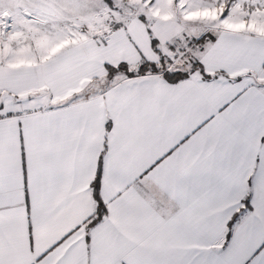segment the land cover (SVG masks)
<instances>
[{
  "label": "snow or ice",
  "instance_id": "snow-or-ice-1",
  "mask_svg": "<svg viewBox=\"0 0 264 264\" xmlns=\"http://www.w3.org/2000/svg\"><path fill=\"white\" fill-rule=\"evenodd\" d=\"M229 77L264 90V0H21L18 17L0 16V264H191L163 250L196 216L176 184L178 173L197 166L193 152L179 155L174 145L147 162L149 153L133 130L135 111L114 112L98 143L86 136V119L83 126L73 121L97 105L113 108L158 80L171 87ZM21 81L25 86L17 90ZM53 123L58 128L45 149L41 133ZM30 127L36 159L46 150L54 165L64 166L68 161L61 157L74 147L72 159L79 157L91 190L86 213L51 242L47 238L74 213L50 216L43 201L38 207L31 189ZM17 152L21 198L25 174L29 184L23 201L26 249L13 215L18 209L10 207ZM201 163L208 171L197 175L210 178L217 161ZM165 194L178 207L165 206ZM241 199L238 206L223 207L215 221L224 229L216 241L224 251L213 264H264V216L257 241L256 199ZM81 228L91 260L66 259L74 245L57 254ZM145 241L152 242L151 250ZM109 245L121 250L109 255Z\"/></svg>",
  "mask_w": 264,
  "mask_h": 264
},
{
  "label": "crops",
  "instance_id": "crops-1",
  "mask_svg": "<svg viewBox=\"0 0 264 264\" xmlns=\"http://www.w3.org/2000/svg\"><path fill=\"white\" fill-rule=\"evenodd\" d=\"M21 81L17 90H23ZM89 87L86 91H91ZM86 98V97H85ZM24 106V101H20ZM135 111L139 120L133 124L140 147L149 153L147 162L176 146V153L184 155L190 151L197 158V166L185 169L177 174L176 184L183 189L187 197V207L194 209L195 218H191L180 230L172 246L165 248L164 254L191 264H213L223 259V251L217 247L216 241L223 236V226L216 225L217 217L222 215L221 209L227 205L238 206L242 197L256 199L257 230L253 238L258 241L259 222L264 216V191L260 190V181L264 178V90L247 82L234 83L231 77L224 82L205 85L199 79H193L177 86H166L156 81L151 87L133 97H122L117 106L107 105L93 107L74 120L73 125L83 126L88 121L85 134L91 141L98 143L105 133V122L117 114ZM53 123L41 133V143L47 149L50 133L57 130ZM59 133L57 132V135ZM189 137L182 140V137ZM29 149L33 152V179L31 189L37 198L38 207L43 206L50 216L61 213L68 215L65 223L51 236L47 242L57 239L64 231L74 227L79 217L86 213L90 199V189L81 176L79 157L73 161V147L61 159L67 160L64 166L54 165L52 155L42 151L39 160L35 157L34 131L29 129ZM175 157H170L174 159ZM206 159L217 161L211 168V176L199 177L197 174L208 168L204 166ZM167 166V165H165ZM10 207L18 209L13 215L16 227L26 249L28 243L27 221L23 213V201L27 199L28 179L25 174L23 197L21 198L19 180V154L14 162L11 177ZM105 195L110 194L107 185L103 189ZM165 206L176 208L178 201H168L165 194ZM241 214L245 209L241 207ZM210 226V228H209ZM40 238V250L45 245L44 234L37 226ZM80 232L70 236L60 246L59 255L69 245H74L66 259L83 261L92 258V251L85 252ZM77 241H80L77 243ZM145 248L151 250L152 242L145 241ZM119 246L109 245V255L118 253ZM54 254V255H57ZM242 258V257H241Z\"/></svg>",
  "mask_w": 264,
  "mask_h": 264
},
{
  "label": "rangeland",
  "instance_id": "rangeland-1",
  "mask_svg": "<svg viewBox=\"0 0 264 264\" xmlns=\"http://www.w3.org/2000/svg\"><path fill=\"white\" fill-rule=\"evenodd\" d=\"M21 0H0V16L18 17V5ZM184 70H188L185 68Z\"/></svg>",
  "mask_w": 264,
  "mask_h": 264
}]
</instances>
